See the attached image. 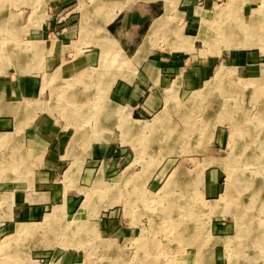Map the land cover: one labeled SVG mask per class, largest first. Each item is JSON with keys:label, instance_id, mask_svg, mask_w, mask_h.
Here are the masks:
<instances>
[{"label": "rangeland", "instance_id": "obj_1", "mask_svg": "<svg viewBox=\"0 0 264 264\" xmlns=\"http://www.w3.org/2000/svg\"><path fill=\"white\" fill-rule=\"evenodd\" d=\"M106 1L56 11L57 0H0V116L11 119L0 131V220L9 202L14 214L0 221V264H264V0H120L148 20L137 58L164 60L156 112L114 96L138 73L104 36L116 16ZM69 21L65 34L45 30ZM56 38L79 48L61 77L49 51L36 54ZM36 85L38 95L22 93ZM40 122L66 136L64 157L31 150L26 133ZM49 162L60 171L39 174ZM35 192L56 202L38 221L17 217Z\"/></svg>", "mask_w": 264, "mask_h": 264}, {"label": "crops", "instance_id": "obj_2", "mask_svg": "<svg viewBox=\"0 0 264 264\" xmlns=\"http://www.w3.org/2000/svg\"><path fill=\"white\" fill-rule=\"evenodd\" d=\"M74 0H57V6L55 7L56 11H59L63 6L70 4ZM102 1V0H101ZM105 2V1H103ZM106 2H113L114 3V13L116 14L115 18L105 24V28L102 29L104 36L107 38V42L112 39L111 42L118 44L120 46V50L123 52L126 56H133V63L136 69L137 75L131 82H119L114 87V96L117 101L121 103L128 102L130 105H132L133 109H138L137 107L140 104H144V106L151 112H156L160 108H162V105L164 104V98L162 96L163 88L160 86V83H163V76L165 72V69L163 70L162 63L164 60L159 59L162 62H159L158 58H155L154 61H149L150 64L147 63V58L140 57L137 58L138 52L143 45L141 42V37L148 33L150 27H147L148 20L147 18L142 19L141 16L135 10L127 9L123 10L120 6H118V3H121L120 0H107ZM112 7V8H113ZM111 8V9H112ZM156 6L150 5L149 6V12L152 13V15L156 14ZM102 18L101 20L106 21L108 19L107 14L105 12H101ZM106 15V16H105ZM72 22H66L64 24H60V22H49L47 26L45 27V30L54 32L59 31L61 29V33L59 34H65L73 29ZM148 28V29H146ZM146 30V31H145ZM144 32V33H143ZM48 43L50 46V49L47 50L44 43L41 42V44L37 46L38 54L47 53L49 51L48 59L49 62L52 64V66L55 67V72L60 68L61 71H59L58 75L55 73L54 77H61L62 69L66 64L72 65L73 68H76V61H77V55H68V52H70L73 49V52L78 51V45L77 42L71 41L69 45H64V40H61L60 38H56L54 42L49 41ZM142 43V45H141ZM105 48L109 47V44L104 45ZM108 53V52H107ZM122 54V55H123ZM107 56V55H106ZM69 57H72L69 59ZM123 58V57H121ZM119 59V58H118ZM24 60V59H22ZM86 62L83 64H92L93 56L88 55L85 58ZM88 60V62H87ZM120 61V60H118ZM121 62V61H120ZM29 62L24 61L23 65H20L23 69L24 66L29 67ZM75 64V65H74ZM40 70H43V63L39 65L38 67ZM28 69V68H27ZM37 70V69H36ZM71 71V70H70ZM69 71V72H70ZM85 72V70H83ZM29 72V70H28ZM83 72V75H84ZM76 72L75 75H77ZM74 75V78L76 76ZM159 75V78H158ZM49 76L48 73L44 75V77ZM157 76L159 83L155 82L153 77ZM130 78V76H127ZM143 81H142V80ZM44 89V88H43ZM23 94L30 95V94H39L38 86L36 85L35 90L29 91L27 88L26 90L22 91ZM145 99V100H144ZM2 100L0 98V113L4 109V104L1 103ZM3 105V107H1ZM136 121V120H135ZM11 119L8 115H5L3 117L0 116V131L9 129ZM134 122V121H133ZM135 123V122H134ZM134 125V124H132ZM27 141L28 144L32 147V151L36 154H40V157H44L45 155L48 156L50 159H57L64 157L63 149L66 144V136L61 133L60 131H57L54 128V125L52 122H40L36 125L31 126L27 131ZM6 139L5 135L0 137V139ZM75 140V139H74ZM73 140V141H74ZM78 141V140H77ZM80 142H75L73 145L74 150V156H77V150L78 145ZM53 144V149L49 150V147ZM86 144V143H85ZM77 158V157H76ZM60 171V167L58 166V163L49 162V166L41 171H39V174L44 175H56ZM219 187L216 183H213L209 187V192L211 196H215L218 193ZM51 193H33L32 196H30V200H21V207L17 210V217H20L21 219L26 218L31 219L34 221H38L40 217L42 216L44 207L46 205H52L56 202V200L53 197H50ZM220 201V200H219ZM214 205L218 201H213ZM10 203V202H9ZM7 204V208H9V215L8 219H1L0 221L10 222L14 218V214L12 212V205ZM11 204V203H10ZM11 206V207H9ZM220 206V205H219ZM223 206V205H222ZM218 207V206H217ZM221 207V206H220ZM224 207V206H223Z\"/></svg>", "mask_w": 264, "mask_h": 264}, {"label": "bare ground", "instance_id": "obj_3", "mask_svg": "<svg viewBox=\"0 0 264 264\" xmlns=\"http://www.w3.org/2000/svg\"><path fill=\"white\" fill-rule=\"evenodd\" d=\"M236 18H237V17H236ZM237 20H238V18L235 20L236 23H238ZM242 24H243V23H242ZM242 24H241V25H242ZM257 24H258V23H257ZM262 25H263V24H262ZM249 27H250V26H249ZM256 28H257V27H256ZM255 32H256V31H255ZM59 71H61L60 68H59V69L57 70V72H56L57 75H58ZM61 73H62V72H61ZM53 76H54V74H53ZM109 86H110V85H109ZM171 97H172V96H171ZM170 100H171L170 97H168V98H167V104H168L167 107H169V106L171 105ZM161 120H162V118H161ZM159 124H160V123H159ZM153 135H155V134H153ZM151 139H152V138H151ZM135 141H136V140H135ZM159 141L161 142V144L164 143L163 140H162V138H161V139L159 138ZM75 142H76V140H74V144H75ZM79 142H80V141H79ZM150 142H151V141H150ZM76 143H77V142H76ZM136 143H137V142H136ZM152 143H153V142H152ZM159 144H160V143H159ZM159 144H158V145H159ZM262 165H263V164H262ZM232 180H233V179H232ZM233 181H234V180H233ZM232 183H234V182H232ZM231 186H232V185L229 183V185H228V189H229V190H230ZM232 187H233V186H232ZM252 187H253V186H252ZM252 187H251V188H252ZM257 187H258V186H257ZM228 189H227V190H228ZM252 189H253V188H252ZM258 189H259V188H258ZM258 189H257V190H258ZM261 189H262V188H261ZM229 190L227 191V194H226V195H223L222 198L220 199V200H221L222 202H224V203H226V202L231 203V202H233V200H234V199L231 198V193H232V191L230 190V192H229ZM233 191H234V190H233ZM251 193H252V190H251ZM256 193H257V192H256ZM224 194H225V193H224ZM232 195H233V194H232ZM253 195H254V194H253ZM252 199H253V198H252ZM229 203H228V204H229ZM86 204H87V203H85L84 206H86ZM106 204H107V203H106ZM235 204H236V203H235ZM9 205H12V203H11V204L9 203ZM237 205H238V204H237ZM9 207H11V206H9ZM8 209H9V208H8ZM239 210H240V209H239ZM234 212H235V211H234ZM236 215H237V214H236ZM236 215H235V216H236ZM238 221H239V220H238ZM59 222L62 223L61 220H60ZM75 222H76V221H72V222H70L69 224L66 225V228H69V227H70L73 223H75ZM61 223H60V225H61ZM241 224H242V222H241ZM68 225H69V226H68ZM243 227H244V226H243ZM243 227H242V228H243ZM238 231H239V230H238ZM239 232H240V231H239ZM67 244H68V243H67Z\"/></svg>", "mask_w": 264, "mask_h": 264}]
</instances>
